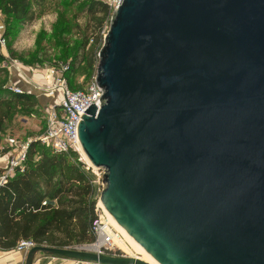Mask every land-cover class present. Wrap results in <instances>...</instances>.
Segmentation results:
<instances>
[{"label":"water","instance_id":"95a60500","mask_svg":"<svg viewBox=\"0 0 264 264\" xmlns=\"http://www.w3.org/2000/svg\"><path fill=\"white\" fill-rule=\"evenodd\" d=\"M78 137L99 201L158 264H264V0H122ZM86 264H150L35 245Z\"/></svg>","mask_w":264,"mask_h":264},{"label":"trees","instance_id":"16d2710c","mask_svg":"<svg viewBox=\"0 0 264 264\" xmlns=\"http://www.w3.org/2000/svg\"><path fill=\"white\" fill-rule=\"evenodd\" d=\"M47 0H0V10L7 19L23 25L42 10ZM78 12L88 16L82 37L76 42L64 77L71 89V77L82 64L92 71L98 63V52L109 27L110 10L105 0H71ZM5 23V20H4ZM8 29L4 35H8ZM91 41V46L89 43ZM84 77V78H85ZM33 93L0 90V132L13 107L26 110L37 105ZM11 147L1 146L0 158ZM77 154L53 153L39 140L31 141L26 151L23 169H18L0 185V250L15 249L21 239H32L38 245L75 247L93 243L94 222L99 219L94 196V184L85 163ZM1 169V168H0ZM43 200H48L42 205ZM112 254V251H110ZM114 253L122 254L120 250Z\"/></svg>","mask_w":264,"mask_h":264},{"label":"rangeland","instance_id":"374dc122","mask_svg":"<svg viewBox=\"0 0 264 264\" xmlns=\"http://www.w3.org/2000/svg\"><path fill=\"white\" fill-rule=\"evenodd\" d=\"M35 14L31 21L17 25L12 19H7L0 10V38L4 40L0 42V90L12 91L10 88L17 83L23 92L33 93L38 101L37 105L29 110L19 106L13 107L9 118L5 120L0 132L1 146H9L11 149L0 158V176L5 170L7 160L17 157L24 144L38 140L43 133L48 106L60 104L62 94L59 90L54 96L43 95L51 80L50 70L70 62L72 51L82 37L83 28L89 19L84 12H78L71 0H47L42 10H35ZM6 28H9L8 35H4ZM90 46L91 41L88 47ZM89 72L92 71H86L85 64H82L71 77L73 85L83 86L80 89L86 87L89 81L87 82L85 76ZM86 159L83 158V162H89ZM87 174L94 184L99 220L127 244L100 208L102 173L98 170H87ZM127 247L128 249H123L117 241V246L111 250L112 254L120 250L123 255H140L130 244Z\"/></svg>","mask_w":264,"mask_h":264},{"label":"built area","instance_id":"2783aa9c","mask_svg":"<svg viewBox=\"0 0 264 264\" xmlns=\"http://www.w3.org/2000/svg\"><path fill=\"white\" fill-rule=\"evenodd\" d=\"M109 10L110 16L113 11H115L122 0H105ZM0 42H4L3 38H0ZM68 68V63L60 64L56 68L50 70L51 80L44 89V96H54L55 92L59 90L62 94V100L60 104H54L48 106L47 117L45 122V129L40 135L38 140L45 147L49 148L53 153H70L74 152L78 155V160L83 162V151L79 142L78 137V124L82 119L77 116L75 112L85 113L84 110L88 108L90 104H94L97 108L101 105V96L103 95V89L95 84L96 69L92 74L91 78L86 87L83 89H71L64 77V72ZM15 93L23 92V90L14 85L10 88ZM69 102L67 104L65 96ZM29 143L22 146V151L15 158L7 160L5 170L0 176V185L6 182L8 176H11L17 169L22 171L23 162L26 158V151ZM85 163V170H98L103 173L102 169L92 166L89 162ZM49 201L43 200L42 205H46ZM94 233L96 236L95 242L90 244H84L75 246L73 248L90 250L98 253H110L111 250L115 249L117 246V241L121 240L118 238V234H114L108 228L105 230V225L103 226L101 221L98 219L94 222ZM98 243V245H96ZM38 245L32 239H21L17 242L15 250L26 253L33 246ZM96 245V246H95ZM74 264H86L83 262L74 261Z\"/></svg>","mask_w":264,"mask_h":264},{"label":"crops","instance_id":"0c3cea01","mask_svg":"<svg viewBox=\"0 0 264 264\" xmlns=\"http://www.w3.org/2000/svg\"><path fill=\"white\" fill-rule=\"evenodd\" d=\"M15 85L21 87L17 83ZM24 259L25 253L23 252L15 249L7 251L0 250V264H23ZM72 261L73 260L68 258L37 253L33 260V264H74Z\"/></svg>","mask_w":264,"mask_h":264},{"label":"bare ground","instance_id":"6f19581e","mask_svg":"<svg viewBox=\"0 0 264 264\" xmlns=\"http://www.w3.org/2000/svg\"><path fill=\"white\" fill-rule=\"evenodd\" d=\"M83 156L85 157L86 159V156L85 154L83 153ZM87 160V159H86ZM89 161V160H87ZM90 163V162H89ZM100 203V208L102 209L103 213L106 214L105 216L107 217V220L109 223H111L114 228L120 233L122 234V236L125 238V240L135 249V251L139 252L140 255L138 256H134L135 258H140L146 262H149L150 264H158L155 260H153V258H151V256L123 229V227L117 223L115 221V219L111 216V214L105 209V207L103 206V204L99 201ZM108 226L105 225V230L108 231ZM118 242L120 243L121 247L124 249H128V245L126 243H124L122 240H118ZM98 245V243L96 244ZM95 245V246H96Z\"/></svg>","mask_w":264,"mask_h":264}]
</instances>
